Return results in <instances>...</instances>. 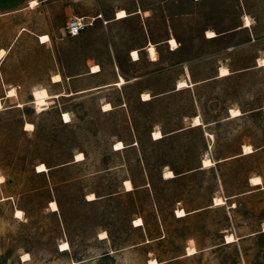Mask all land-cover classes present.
Returning <instances> with one entry per match:
<instances>
[{"label":"rangeland","instance_id":"rangeland-1","mask_svg":"<svg viewBox=\"0 0 264 264\" xmlns=\"http://www.w3.org/2000/svg\"><path fill=\"white\" fill-rule=\"evenodd\" d=\"M0 48V264H264V0H39L0 15Z\"/></svg>","mask_w":264,"mask_h":264},{"label":"bare ground","instance_id":"bare-ground-1","mask_svg":"<svg viewBox=\"0 0 264 264\" xmlns=\"http://www.w3.org/2000/svg\"><path fill=\"white\" fill-rule=\"evenodd\" d=\"M37 4V1H31V6H35ZM117 18H119V19H121V18H125V17H127L128 16V12L125 10V9H120V10H118V12H117ZM246 26H248L249 24H250V20H249V18L247 17L246 18ZM208 34V37H214V36H216V33L214 32V31H212V30H208V32H207ZM42 42H47V41H49V36L48 35H45V36H42ZM170 44L173 46V47H175V46H177V41H176V39L175 38H171L170 39ZM147 50H148V52H149V54H150V56L153 58V59H156V56H157V52H156V48H155V46H154V44H152V43H150L149 44V46L147 47ZM6 54V50L5 49H0V57L2 58L4 55ZM131 56L133 57V59L134 60H137L138 58H139V52H138V50H132V53H131ZM262 61H264V59L262 60ZM261 61V62H262ZM100 70V66L98 65V64H95V65H93L92 66V71L93 72H98ZM230 73V71L228 70V69H226V68H223L221 71H220V76H225V75H228ZM62 79V77H61V75L60 74H56L54 77H53V80L55 81V82H59L60 80ZM126 81H125V79L121 76L120 77V80L118 81V82H116L117 84H123V83H125ZM184 86H187V83L185 82V81H180V82H178V89H180V88H182V87H184ZM15 93H17L15 90H11L10 92H9V96L10 95H14ZM57 95H60V94H57ZM33 96H34V102H35V104L37 105V107L40 109V108H42L43 106H45V105H47V102H48V99L50 98V94H49V92H48V90L45 88V87H42V88H39V89H35L34 91H33ZM144 97L146 98V99H149L150 98V95L149 94H144ZM23 104L22 103H19L18 104V106H22ZM0 108H2V101H1V99H0ZM111 108V104L110 103H106L105 105H104V109H110ZM232 114L233 115H239V114H241V111L239 110V109H236V110H232ZM65 116H67V120L65 119ZM63 120L65 121V122H70V120H71V116H70V114L68 113V112H64L63 113ZM203 123H202V120H201V118H200V116H195V118H194V122H193V125L194 126H198V125H202ZM33 124L32 123H27L26 124V128L28 129V128H33ZM163 136V134L160 132V131H156L155 133H154V138L155 139H158V138H161ZM125 147V145H124V143L122 142V141H118L117 143H116V148L115 149H117V150H119V149H122V148H124ZM254 151V149L252 148V146H250V145H246V146H244V153L245 154H248V153H251V152H253ZM84 154L82 153V152H78L77 154H76V160L77 161H79V160H82V159H84ZM211 163H212V161L210 160V159H205L204 161H203V165L206 167V166H209V165H211ZM48 170V167L44 164V163H40L38 166H37V171L38 172H45V171H47ZM174 176V173H173V171L172 170H168L166 173H165V177H173ZM4 179V177H1V180H3ZM263 181H262V178L260 177V176H255V177H252L251 178V183L253 184V185H259V184H261ZM125 184H126V187H127V190H132L133 189V184H132V182L130 181V180H126L125 181ZM89 197H92V199H89ZM88 199L89 200H94V199H96V196H95V194L94 193H91V194H88ZM223 203V199L222 198H216L215 199V204L216 205H218V204H222ZM50 206H51V209L53 210V211H56V210H58L59 209V206H58V204H57V202L56 201H51L50 202ZM16 214H18V215H22V212H21V210L19 211H17V213ZM187 214V212L184 210V209H178L177 210V216H179V217H181V216H185ZM136 224L137 225H140V224H142V219H137L136 220ZM102 235H103V237H106L107 235H106V233L104 232V233H102ZM234 240V237L233 236H231V235H229V236H227V241L228 242H231V241H233ZM61 250H67V249H69L70 248V244H69V242H66V241H64L62 244H61ZM196 252V249L193 247V248H189V250H188V254L189 255H191V254H194ZM29 256V254L28 253H26L25 254V256L24 257H28ZM150 264H159L158 263V261L157 260H155V259H152V260H150Z\"/></svg>","mask_w":264,"mask_h":264},{"label":"crops","instance_id":"crops-1","mask_svg":"<svg viewBox=\"0 0 264 264\" xmlns=\"http://www.w3.org/2000/svg\"><path fill=\"white\" fill-rule=\"evenodd\" d=\"M31 1H37V4H39V0H0V15H2V14H9V13H11V12H13V11H16V10H18V9H20V8H22V7H24L25 5H29L30 7H35V6H31ZM45 35H47V34H40V35H38V38H39V41L41 42V43H46V42H42V36H45ZM49 36V35H48ZM50 38V37H49ZM50 40V39H49ZM48 42V41H47ZM149 46V45H148ZM147 46V47H148ZM0 49H4V48H0ZM153 60V59H152ZM156 60V59H155ZM231 74V73H230ZM229 74V75H230ZM120 76V75H119ZM220 77H223V76H220ZM205 124V123H204ZM206 125V124H205ZM204 125V126H205ZM193 126V125H192ZM201 126V125H200ZM196 127V126H195ZM155 140H157V139H155ZM124 148H126V146L124 147ZM116 150V149H115ZM254 152V151H253ZM252 152V153H253ZM240 154H242V155H244V153L243 152H241ZM249 154V153H248ZM173 171V170H172ZM174 173V172H173ZM178 175V174H177ZM181 176V175H180ZM162 177L165 179V180H168V179H173V178H177V177H179V176H176L175 175V173H174V177H165V174H163L162 175ZM126 180H130L131 182H132V184H133V189L132 190H126L127 192H132V191H135V189L137 188V186H135V184H134V181L132 180V179H125L124 180V185H125V181ZM125 189H126V186H125ZM184 209V208H183ZM186 211V210H185ZM187 212V211H186ZM188 213V212H187ZM188 215V214H187ZM186 215V216H187ZM178 217V216H177ZM182 217H185V216H182ZM135 225V224H134ZM136 226V225H135ZM142 226V225H141ZM137 227H139V226H137ZM107 237H108V235H107ZM106 237V238H107ZM101 238V237H100ZM106 238H101L102 240H104V239H106Z\"/></svg>","mask_w":264,"mask_h":264},{"label":"built area","instance_id":"built-area-1","mask_svg":"<svg viewBox=\"0 0 264 264\" xmlns=\"http://www.w3.org/2000/svg\"><path fill=\"white\" fill-rule=\"evenodd\" d=\"M86 21L83 17H75L70 19L66 25V34L72 37L78 36L86 26Z\"/></svg>","mask_w":264,"mask_h":264},{"label":"snow or ice","instance_id":"snow-or-ice-1","mask_svg":"<svg viewBox=\"0 0 264 264\" xmlns=\"http://www.w3.org/2000/svg\"><path fill=\"white\" fill-rule=\"evenodd\" d=\"M65 119L67 120V116H65ZM89 199H92V197H89Z\"/></svg>","mask_w":264,"mask_h":264}]
</instances>
